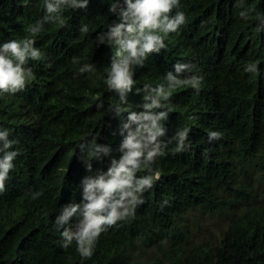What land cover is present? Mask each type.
<instances>
[{
    "label": "trees",
    "instance_id": "16d2710c",
    "mask_svg": "<svg viewBox=\"0 0 264 264\" xmlns=\"http://www.w3.org/2000/svg\"><path fill=\"white\" fill-rule=\"evenodd\" d=\"M44 2L0 0V45L34 39L42 53L25 65L33 78L24 90L0 94V131L9 132L10 150L18 152L0 194V264H143L141 246L159 241L174 246L169 264H264V204L254 189L255 183L264 188V0H181L172 15L184 12L186 23L165 36L164 52L134 66L127 103L104 83L114 49L97 40L117 19L108 11L111 0L65 9V26L45 24L33 37ZM85 25L88 31H80ZM176 62L194 66L181 79L196 75L202 83L198 92L172 89L165 102L171 112L160 122L167 130L160 139L171 142L152 165L160 179L142 193L135 216L109 227L82 260L75 242L61 247L54 225L65 205L80 202L83 177L110 166V157L97 161L87 146L110 145L118 158L122 123L129 111L142 110L144 85L167 90L165 77ZM85 64L94 70L81 73ZM249 65L256 71H245ZM116 107L127 111L116 115ZM185 129L189 147L175 152L172 138ZM210 132L221 139L210 142ZM36 192L42 195L34 199ZM196 210L230 212L216 242L190 238L188 215Z\"/></svg>",
    "mask_w": 264,
    "mask_h": 264
},
{
    "label": "clouds",
    "instance_id": "9594fccd",
    "mask_svg": "<svg viewBox=\"0 0 264 264\" xmlns=\"http://www.w3.org/2000/svg\"><path fill=\"white\" fill-rule=\"evenodd\" d=\"M181 0H111L109 13L117 17L105 33L98 36V45H106L114 49L111 63L104 83L109 91L119 94L120 100L127 103V95L132 92L134 66L143 67L150 53L164 52L168 43L164 38L171 32L178 31L186 23L182 11L173 9L180 7ZM89 0H45L46 13L42 20L31 28L33 37L40 33L45 24L66 25L63 19L65 9L79 10L88 7ZM240 16L245 17L241 12ZM264 28V20L260 26ZM80 31L87 32V26ZM174 34V33H173ZM28 37H31L28 35ZM34 39L22 42L10 40L0 45V94L14 95L22 91L33 78L31 69L25 65L29 60L42 59V53L34 47ZM190 63H174V71H169L164 85L151 87L144 85V102L141 111H129L127 119L122 123L120 135L122 139L115 149L119 157L113 156L110 145L92 143L87 146L97 161L110 157L107 171L96 170L94 175H86L81 180V200L78 203L65 205L55 219V230L60 235V245L67 250L73 242L82 260L90 259L100 235L118 222L128 221L135 216V210L144 203L142 193L153 188L154 182L160 179L158 172H153L152 165L158 157L166 155L165 149L171 140L165 142L160 138L166 135V128L161 126L162 120H167L171 108L165 106L171 95V90L190 86L197 92L200 90L202 77L191 75L181 79L185 72H192ZM94 66L85 64L80 72H92ZM245 71L255 72V65H249ZM102 105H98L101 107ZM160 109V111H156ZM126 108L116 107L114 112L121 115ZM219 132H210L209 141L221 139ZM188 130L179 131L172 139L176 140L175 152L186 150ZM15 141L9 139L7 130L0 131V194L5 189V181L14 168L13 161L17 151H11ZM82 150L85 148L81 145ZM87 173L93 172L91 161L85 162ZM148 175L137 176L142 170ZM42 193H33L38 198ZM74 221V223H73Z\"/></svg>",
    "mask_w": 264,
    "mask_h": 264
},
{
    "label": "rangeland",
    "instance_id": "374dc122",
    "mask_svg": "<svg viewBox=\"0 0 264 264\" xmlns=\"http://www.w3.org/2000/svg\"><path fill=\"white\" fill-rule=\"evenodd\" d=\"M256 177V173L253 175ZM257 204H264V188L261 185L254 184ZM240 210L247 206L241 204ZM230 212L209 213L196 210L188 215V226L190 229V238L194 242L202 240H214L221 236V233L230 223ZM217 240H214L216 242ZM173 244L168 241H159L156 244L142 245L138 251L139 259L143 264H169L170 255L173 253Z\"/></svg>",
    "mask_w": 264,
    "mask_h": 264
}]
</instances>
